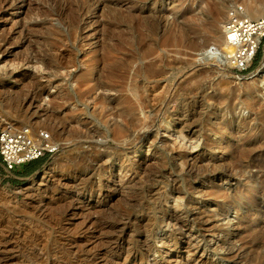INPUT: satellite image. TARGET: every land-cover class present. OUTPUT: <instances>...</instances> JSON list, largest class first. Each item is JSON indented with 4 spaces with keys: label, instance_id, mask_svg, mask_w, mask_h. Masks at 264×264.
<instances>
[{
    "label": "rangeland",
    "instance_id": "1",
    "mask_svg": "<svg viewBox=\"0 0 264 264\" xmlns=\"http://www.w3.org/2000/svg\"><path fill=\"white\" fill-rule=\"evenodd\" d=\"M18 1L24 2L23 8L14 12L11 5L8 16L16 13L12 18L18 21L19 28L16 25V32L11 37L8 34L10 25L8 29L3 27L6 32H0L6 33L3 35L9 41L4 49L14 52L7 54L3 49L4 52L0 54V75L4 77L0 81V119L6 120L7 124L12 122L16 126L29 125L47 130L63 148L57 156L45 157L47 159L30 176L18 175V172H23L24 166L8 172L0 164V264H117L120 253H117V249L112 253L109 250L110 246L114 248L116 242L122 244V264H154V260L166 263L170 255L163 254L166 247L161 240L168 238L172 225L159 216V203L165 208L178 210L184 217L183 230L176 233H183L186 239L195 242L199 246V255L216 259L217 264H245L242 258L231 260L220 240L223 232L211 230L213 224H225L228 219L216 217L206 224L196 222L195 225L191 216L196 215L199 209L186 206L187 200L192 202L190 199H195L192 203L198 202L199 207H204L207 217L209 212L218 214L215 201L203 203L198 196L201 191L205 193L206 189L208 191L210 187L218 186L216 169L222 153L219 147L234 146L245 138L258 145L260 139H264V88L258 83L252 84L249 76L237 79L232 70L228 69L229 73H225L214 63L203 61L200 47L204 41L189 31L190 19L183 16L192 11L202 16L208 8L215 6L224 11L229 0ZM238 4L243 8L241 2ZM154 14L162 17V23L157 26L150 22ZM74 17L79 18L76 30L71 28ZM18 33L22 35L19 37ZM27 33L30 43L22 40ZM106 51L115 61L110 73L118 91H90L89 82H85L88 79L82 78L96 77L99 69L85 71L81 64L102 57ZM149 62L157 64L156 69L160 74L158 92L163 96L157 92L161 97L150 100L148 93H145L143 98L147 100V108L144 112L129 113L134 124H141L139 130L128 134L127 139L124 138L126 141L120 140L112 128L115 121L121 122L115 112H120L123 106L134 105L132 95L127 90L136 83L137 78L139 80L141 63ZM259 67L260 61L256 62L252 72ZM23 72L33 73L34 81L20 83L17 79ZM139 83L142 87H148L145 81L139 80ZM7 86L13 90L11 93ZM38 96H41L40 100L36 99ZM97 100L104 106L97 104ZM32 102L36 105L30 108ZM38 103L42 107L48 105L54 108L52 122L35 114L34 106ZM108 115L109 122L106 121ZM58 126L68 128L63 133ZM250 127L252 130L254 128L253 132ZM218 128L230 130L234 133L233 137L214 134ZM119 144L121 147H118ZM120 152L127 155L129 163L122 162L124 159L120 158ZM105 161V169L99 172ZM192 164L195 165L192 167ZM50 168L55 169L51 170L52 176H49L50 185L42 187V175ZM257 172V168L246 170L245 176L250 175L247 180L246 177L241 178L242 182H248L250 176H258ZM74 184L79 187L65 191V186ZM99 184L105 188L99 190ZM223 187L226 191L236 190V187L240 188V183L232 179L224 182ZM99 191L105 193L104 204H98ZM77 197H92L93 203L84 206L77 204ZM251 197L263 201L260 207L264 209V197L259 190L246 196V200L249 201ZM178 199L183 200L178 202ZM241 206L243 211H253L257 207L246 203ZM187 209L191 212L190 217H186ZM234 214L230 215L232 226L227 227L226 231L232 233L229 241L235 243L237 238L238 243L243 228L233 232V225L241 219ZM85 217L87 220H97V228L106 226L108 229L104 232L108 236L100 237L97 230L84 227V220L87 222ZM254 219H250V224L254 226L253 229L259 230L258 227L264 225V214ZM209 225L211 229L206 228ZM98 236L106 239L101 242ZM111 238H116V241L113 242ZM145 241L151 245L149 257L143 253L147 250L143 247ZM182 250H175L174 253L184 257L186 254ZM127 252L131 257L125 262ZM137 255V262H128Z\"/></svg>",
    "mask_w": 264,
    "mask_h": 264
},
{
    "label": "bare ground",
    "instance_id": "2",
    "mask_svg": "<svg viewBox=\"0 0 264 264\" xmlns=\"http://www.w3.org/2000/svg\"><path fill=\"white\" fill-rule=\"evenodd\" d=\"M25 1V0H24ZM54 1V0H53ZM88 2H91V0H88ZM238 2H241V4L243 5V10H244V14L253 19V20H258V19H264V0H229L228 3H226L227 5L224 6V11L222 9H220L218 6H213L214 8L210 7L208 5V7H210L211 9L208 8L207 11H205V14H203L202 16L201 15H196L195 12H190V13H185L183 16L185 18H189V25H190V32H192V34H197L199 36V39L202 38L201 40L204 41L203 44L201 42V47H200V56H201V59L203 61H205L206 63L207 62H212L214 63L216 67H218V69H222L225 73L228 72L229 73V70L228 69H232L231 67V62H230V57H231V49L228 45V42H227V39H226V34H225V24H226V21L229 17V14L231 11H233L235 8L238 7ZM15 3V4H14ZM23 4L24 2H20L18 0H0V32H6L4 31V28L3 27H7L8 25H10L9 27V35L10 37L16 32V25L18 23V21H16L15 19L12 18V16L16 13H13L12 15H10V17L8 16V11H9V8H11L13 6V8L15 9V11H17L18 9H21L23 8ZM12 5V6H11ZM217 5V4H216ZM223 6V5H222ZM202 10V9H201ZM82 11V10H81ZM86 11V9L84 10ZM63 12V11H62ZM81 13V12H80ZM87 13V12H86ZM84 13V15L86 14ZM204 13V11L202 12ZM62 14V13H61ZM79 15V14H78ZM82 15V16H84ZM157 15V14H156ZM81 16V15H80ZM154 17L151 18V24L153 25H158L160 23H162L160 20L162 17H159V16H155V14L153 15ZM161 16V15H160ZM211 16V17H209ZM151 17V16H150ZM149 17V18H150ZM19 20V19H18ZM163 20V19H162ZM211 20V21H210ZM21 22V21H20ZM144 22V21H143ZM148 25L150 23L146 22ZM21 24V23H20ZM78 26H79V18L77 17H74L72 22H71V28H73V30L76 28L78 29ZM18 27V25H17ZM19 28V27H18ZM85 28V27H84ZM156 27H154L153 29H155ZM8 29V27H7ZM25 29V28H24ZM151 29V27H150ZM19 30V29H17ZM154 31V30H151V32ZM19 32V31H18ZM21 32V31H20ZM4 33L0 34V54L1 52L3 51L4 49V46L6 45V42L8 41V39L3 35ZM7 34V35H8ZM193 34V35H194ZM17 35V33H16ZM19 37L22 35L21 33H18ZM18 40V39H17ZM22 40H25L24 42L26 43H30L31 40H30V35L27 33L24 37V39ZM198 40V39H197ZM9 42V41H8ZM197 42V41H196ZM200 43V42H199ZM198 43V44H199ZM21 44V43H20ZM9 45V44H8ZM18 45V44H17ZM24 45V44H22ZM197 45V44H196ZM195 45V46H196ZM200 46V45H199ZM199 46H196V47H199ZM20 47V46H19ZM199 49V48H198ZM4 51L7 52V54H13L14 52L13 51H8V50H5ZM3 51V52H4ZM2 52V53H3ZM5 55V54H4ZM3 57V56H2ZM7 59V58H6ZM158 63V61H157ZM115 64V61L114 59H111L109 57V54L108 52L106 51V53L103 54L102 57L100 58H92L91 60L89 61H83V63L81 64V67L83 66L84 70H89V69H99V72L97 73L98 75H96V77H83L82 79H88V80H85L89 82L88 84V89L89 87L90 88V91H95V90H101V89H107L109 91H114V92H117L118 89L116 88L115 86V83L113 82L112 80V77L113 75L110 73V69H112V65ZM142 65L139 66V70H138V75H139V80H142L145 81L146 83H148V87L144 86L142 87L141 83H139V80L136 76V83L132 84V86L129 88V90H127L128 92H130V94L132 95L131 97V100L133 101L134 105H128V106H123L121 108V110H119L120 112L117 111V113L115 112V116L117 117V119L119 118L120 119V123H118V121H115L114 124H112L114 127H112L114 129V132L113 130L111 132H114L116 137L118 136V139L120 140H124L126 141L124 138H126V136L128 134H131V133H134L136 132L137 130H139V125L135 124L132 122V120L129 118V113L133 112L134 111H141V112H144V109L147 108V106H145V104L147 103V100L145 98L146 101H144V98L145 97V93H148V97L147 98H151L150 100H152V98H155L156 96H158L157 94L160 93L158 92L160 89L158 87V84H159V81L158 79L160 78V74L158 73L159 71H157L156 67H157V64L154 62H149V64H144V63H141ZM144 64V65H143ZM162 64V63H161ZM223 67V68H221ZM158 68V67H157ZM107 70V73L106 71ZM221 70V71H222ZM224 73V74H225ZM162 74V73H161ZM163 75V74H162ZM5 76V75H4ZM249 79L252 80V84H260L262 85V87L264 88V70L259 67L258 69H256L254 72H252L250 75H249ZM3 75H0V81L3 79ZM35 79V75L33 73H27V72H23L21 73V75L19 76V78L17 80H19V82L23 81L25 82V84H27L26 82H30L31 80ZM6 81V80H5ZM34 81V80H33ZM81 81V80H80ZM4 82V81H3ZM20 82V83H21ZM83 82V81H82ZM24 84V83H23ZM35 84V83H34ZM14 85V84H13ZM32 85V84H31ZM81 85V84H80ZM86 85V84H85ZM150 85V86H149ZM26 86V85H24ZM41 86V85H40ZM79 86V85H78ZM160 86V85H159ZM85 87V86H84ZM7 90L10 91V93L13 91H11V88L10 87H6ZM162 88V87H161ZM4 89V88H3ZM81 89V87H80ZM5 90V89H4ZM2 91V92H5V91ZM182 90V89H181ZM1 91V90H0ZM8 91V92H9ZM98 92V91H97ZM106 92V90L104 91ZM102 92L101 95L104 93ZM108 92V91H107ZM158 92V93H157ZM6 93V92H5ZM157 93V94H156ZM9 94V93H8ZM109 94V93H107ZM161 94V93H160ZM159 94V95H160ZM249 94V93H248ZM247 94V95H248ZM40 95V94H39ZM105 95V94H104ZM162 95V94H161ZM158 96V97H161ZM96 96V95H95ZM94 96V97H95ZM106 96V95H105ZM108 96V95H107ZM163 96V95H162ZM40 97L41 96H38L36 99H39L40 100ZM93 97V98H94ZM98 97V96H97ZM103 97V96H102ZM248 97V96H247ZM32 98V97H31ZM92 98V100H94ZM101 98V97H100ZM99 98V99H100ZM104 98V97H103ZM103 98L101 99V101L103 100ZM107 100V98H105ZM38 100V101H39ZM42 100V99H41ZM110 100V99H109ZM248 100V99H247ZM98 101V100H97ZM100 101V100H99ZM99 101L97 102V104H100ZM159 101V99H158ZM103 102V101H102ZM112 102V101H111ZM150 102V101H149ZM152 102V101H151ZM250 102V99L249 101ZM95 103V102H94ZM93 103V104H94ZM131 103V102H130ZM153 103H154V100H153ZM151 104V105H154V104ZM158 103V102H157ZM97 104L95 103V105L97 106ZM112 104V103H111ZM129 104V103H128ZM250 104V103H249ZM27 105V104H26ZM33 105H36L34 104L33 102L29 105L30 108H33ZM94 105V107H95ZM101 106H104V104H100ZM108 105V104H107ZM110 105V104H109ZM153 107V106H151ZM238 107V106H237ZM23 108V107H22ZM27 108V107H26ZM35 114L38 115L39 118H45L44 120H46L47 122L51 121L52 122V119L55 115L54 112H52V109L54 108H50L48 105H46V107H42L41 105H38L35 107ZM103 108V107H101ZM106 108V107H105ZM104 108V109H105ZM109 108V107H108ZM120 108V107H119ZM243 108V107H242ZM25 109V108H24ZM29 108H27L26 111H28ZM97 109V107H96ZM103 109V110H104ZM156 109V108H155ZM245 109V108H244ZM113 110V109H112ZM116 110V109H115ZM114 110V111H115ZM148 110V109H147ZM25 111V110H24ZM111 112V111H109ZM254 112H256L254 110ZM110 116H111V113H109ZM29 115V114H28ZM27 115V116H28ZM131 115V114H130ZM30 116V115H29ZM114 116V115H113ZM114 116V117H115ZM147 116V115H145ZM31 117V116H30ZM253 117V116H252ZM108 120L106 119V121L109 122V115H108ZM145 118H148L145 117ZM237 119V118H236ZM43 120V119H42ZM254 120V119H253ZM111 121H114V120H111ZM235 121V120H234ZM0 122L2 123V127L5 126L7 123L6 120H2L0 119ZM107 122V123H108ZM9 123V122H8ZM38 123V122H37ZM54 123V121H53ZM106 123V124H107ZM112 123V122H111ZM110 123V124H111ZM241 123V122H240ZM47 124V123H46ZM9 125H12V122L11 124L9 123ZM15 125V124H13ZM16 126V125H15ZM50 126V125H49ZM53 126V125H52ZM111 126V125H110ZM241 126V125H240ZM245 127V126H244ZM58 128H60L58 126ZM68 128V127H67ZM66 127H62L60 128L61 130L60 131H63V133L66 131L67 129ZM111 128V129H112ZM228 128V127H226ZM251 128V127H250ZM116 129V130H115ZM230 129V128H228ZM228 129H225V128H218V131L214 134H220L221 137H224V136H232V134L234 133H231L230 130ZM250 130V129H249ZM252 130V128H251ZM254 130V128H253ZM252 130V132H253ZM59 132V130H58ZM237 132V131H236ZM137 133V132H136ZM57 134V133H56ZM59 134V133H58ZM240 134V133H238ZM113 135V134H112ZM111 135V136H112ZM262 135V134H261ZM114 136V135H113ZM240 136V135H239ZM254 136V135H252ZM60 137V136H59ZM108 137V136H107ZM106 137V139H107ZM238 137V136H237ZM242 137V136H241ZM256 137V136H255ZM261 138V136H259ZM113 138V137H112ZM115 138V136H114ZM236 138V136L234 137ZM258 138V137H257ZM127 139V138H126ZM212 139V138H211ZM243 139V138H242ZM248 138H245V140L243 141H238L239 143L238 144H235L234 146H228V147H219L222 151L219 159H218V164H217V169H216V173H218V177H219V180L218 183V186L217 187H210V189L208 191L205 190V193L203 194L202 191H201V194L200 196H198V199L200 198V200L204 203L205 201H215L216 202V207H217V211L218 214H210L211 212H209V217L206 216V209L204 207H199V204H197L196 202L195 203H192L195 199H190V201L192 202H187L188 204H186L187 207H194V208H197L199 209V213L197 212L196 215L194 216H191L193 217V220H194V224L196 225V222L198 224H206L208 221L210 220H214V218L216 217H223L225 219H228V222H226L225 224H216L211 226L209 225V227L206 226V228H210V226L212 227V231L213 230H219V231H222L224 234L222 239H220L222 241V246H224L223 248L225 249V251H227V253L230 255V259L231 260H236L237 258H242V262H244L245 264H264V225L263 226H259V230H255L253 229L254 226H252L250 224V219L252 218H259L260 215L263 213L264 214V209L261 206V204L263 203V201L257 199V198H250L249 201L246 200V196L249 197V194H254L257 192V190L260 191V194L263 195L264 197V139H260V141L258 142L259 144L258 145H254L252 144L250 141L246 140ZM116 140V138H115ZM140 140V138L138 139ZM239 140V139H238ZM241 140V139H240ZM256 140V139H255ZM125 143V142H124ZM122 144V143H121ZM120 145V144H119ZM233 145V144H232ZM133 146V145H132ZM131 146V147H132ZM118 147H121L118 146ZM116 147V149L118 148ZM128 147V146H127ZM135 147V146H134ZM177 148V147H176ZM120 149V148H119ZM218 150V151H219ZM124 151V150H123ZM205 151V150H203ZM139 152V151H138ZM187 153V152H186ZM140 154V153H139ZM138 154V155H139ZM180 154V152H178V155ZM189 155V154H188ZM202 155V154H201ZM186 156V154H185ZM184 156V157H185ZM203 156V155H202ZM183 157V158H184ZM120 158L121 159H124L122 160L126 162L129 161V159H127V155L124 153V152H120ZM138 159V158H136ZM188 159V158H187ZM135 160V159H134ZM208 160V159H207ZM108 161V160H107ZM121 161V160H119ZM142 161V160H141ZM185 161V160H184ZM209 161V160H208ZM135 162V161H134ZM137 162V161H136ZM203 162V160H202ZM211 162V161H210ZM129 163V162H128ZM188 163V161H187ZM100 164H103L102 162H100ZM105 164H106V161L104 162V165H101L100 168H99V172L104 170L105 168ZM135 164V163H134ZM184 164V163H183ZM186 164V163H185ZM197 164V162H196ZM210 164V163H209ZM209 164L207 166H209ZM215 164V165H216ZM131 165V164H130ZM193 165L195 164H192V167ZM52 166V165H50ZM54 166V165H53ZM52 166V167H53ZM98 166V165H97ZM125 166V164H124ZM203 165H201L202 167ZM206 166V167H207ZM62 167V166H61ZM107 167V166H106ZM109 167V166H108ZM131 167V166H130ZM191 168V166H188ZM195 167V166H194ZM213 167V166H212ZM128 168V167H127ZM200 168V167H199ZM214 168V167H213ZM211 168V169H213ZM252 168H257L258 170V176L256 177H251V180L250 177H249V181L246 183H243L241 180V178H245L246 176V170H249V169H252ZM55 170L54 168H50V169H47L45 171V173L42 175L43 179H41V185L42 187H48L50 185V178L49 176L52 174V171L51 170ZM196 169V167H195ZM202 169V168H201ZM204 169V168H203ZM95 170H96V167H95ZM110 170V169H109ZM191 170V169H190ZM206 170V169H205ZM209 170V169H208ZM215 170V169H214ZM189 171V170H188ZM203 171V170H202ZM210 171V170H209ZM245 171V172H244ZM97 172V171H96ZM107 172V171H106ZM192 172V171H191ZM206 172V171H205ZM211 172V171H210ZM249 172V171H248ZM98 173V172H97ZM204 173V172H203ZM208 173V172H207ZM213 173V172H211ZM245 173V174H244ZM109 174V173H108ZM217 175V174H215ZM248 175H250L248 173ZM248 175L247 177L245 178L247 180L248 178ZM256 175V174H255ZM52 176V175H51ZM260 176V177H259ZM210 178V177H209ZM207 179V178H206ZM232 179H235L237 181V183L239 184L240 183V188L236 187L237 189L236 190H224L223 188V185H224V182H228L229 180H232ZM52 180V179H51ZM81 181V180H80ZM204 181V180H203ZM205 182H207L205 180ZM227 184V183H226ZM236 184V183H235ZM100 185V184H99ZM212 185V184H211ZM98 186V185H97ZM193 186V185H192ZM216 186V185H215ZM237 186V185H236ZM65 191L68 192V191H71V189H77L79 187V185L77 184H74L72 186H65ZM103 187L104 186H101L99 187V190H103ZM108 187V186H107ZM105 188V187H104ZM234 188V187H233ZM110 189V188H109ZM97 190V188H96ZM198 190V189H197ZM64 191V192H65ZM100 193V196H99V202L98 204L102 203L103 202V198H105V193L103 191H99ZM195 192V191H194ZM98 193V192H97ZM95 193V194H97ZM102 193H104L102 195ZM197 193V192H196ZM259 193V192H258ZM182 194V193H181ZM193 194V193H192ZM197 195V194H196ZM81 197V196H80ZM184 197V196H183ZM254 197V196H253ZM262 197V196H261ZM180 199V198H179ZM178 199V202L183 200H179ZM196 199V200H198ZM262 199V198H261ZM66 200V199H65ZM64 200V201H65ZM74 200V199H73ZM177 200V199H176ZM175 200V202H177ZM77 204H92L93 203V199L92 197L91 198H82V199H77L75 200ZM74 201V202H75ZM154 201V200H153ZM156 201V200H155ZM200 201V202H201ZM164 203V202H163ZM170 203V202H169ZM168 203V204H169ZM246 205L248 204H255V206L257 205V207L252 211V210H249L247 209V211H243V208H242V204H245ZM76 204V205H77ZM104 204V203H102ZM158 203H155V205H157ZM178 204H181V203H178ZM167 205V204H165ZM175 205V204H173ZM172 205V207H173ZM159 208H160V215L159 216H162V219L163 221L166 219L167 221L170 222V224L172 225V232H168V238H164L165 240H161L162 244L164 247H166L165 251H164V255L168 256L170 255V259L166 262V263H158L156 260H154V264H172V262H179V264H217V260L216 259H209V258H206V256H204V254L202 255H199L198 253V250H199V246H197V244H194L191 239H186L184 234L183 233H176V231H182L183 230V227H184V217L178 212V210H173L172 209H168V208H165L163 205H160V203L157 205ZM180 206V205H178ZM75 207V206H74ZM175 207V206H174ZM208 207V206H207ZM206 207V208H207ZM215 207V206H214ZM84 208V207H83ZM83 208H81V210H84ZM211 208V207H210ZM249 208V207H248ZM254 208V207H253ZM158 209V208H157ZM156 209V210H157ZM178 209V208H177ZM183 210V209H182ZM213 211V212H215ZM182 212V211H181ZM194 212H196L194 210ZM235 212L236 215H238L241 219L239 220L238 224L236 225H233V232L237 231L240 227L243 228V230L241 231V233H239L241 235V237L239 238V242L240 243V246L236 245L235 243H237L236 241L238 240L237 238L235 239V243L234 241L231 242L229 241L230 238L232 237V233L231 234H228V232L226 231L227 230V227H230L232 226V220L230 218V215H232V213ZM98 213V212H97ZM190 210L187 209L186 210V217H190ZM216 213V212H215ZM183 214V215H185ZM195 214V213H194ZM234 214V215H235ZM211 215V216H210ZM263 216V215H262ZM88 217V216H86ZM86 221L84 220V227H87L90 228H93L95 231L97 230L99 232V235L100 237H107L108 234L104 232L105 229H108L106 226L103 227L101 226V228H97L98 224H96L97 220L93 221V219H89L87 220L88 218H86ZM128 217V216H127ZM185 217V218H186ZM232 217V216H231ZM237 217V216H236ZM149 218V217H148ZM153 219V218H152ZM254 219V220H255ZM125 220V219H124ZM127 220V219H126ZM137 220V223L138 222V218L136 219ZM151 220V218H150ZM161 220V219H160ZM121 220H119L118 222H120ZM162 221V220H161ZM226 221V220H225ZM235 221V220H233ZM165 222V221H164ZM211 222V221H210ZM218 223V221H216ZM157 223H159V220L157 221ZM223 223V222H222ZM234 223V222H233ZM106 225V224H105ZM117 225V224H116ZM122 225V224H121ZM125 224H123L122 226H124ZM193 225V224H192ZM255 225V224H254ZM262 225V224H260ZM112 226V225H111ZM114 226V225H113ZM126 226V225H125ZM96 229H95V228ZM193 227V226H192ZM256 227V226H255ZM110 228V227H109ZM114 228V227H113ZM124 228V227H123ZM257 228V229H258ZM88 229V230H89ZM129 229V228H128ZM200 229V228H199ZM115 230V229H114ZM208 230V229H207ZM128 231V230H127ZM159 231V230H158ZM162 231V230H161ZM201 231V230H200ZM211 231V232H212ZM214 231V232H215ZM166 232V231H165ZM115 233V232H114ZM161 233V232H159ZM204 233V232H203ZM217 233V232H216ZM214 233V234H216ZM238 233V232H237ZM107 234V235H106ZM143 234V233H142ZM147 234V233H146ZM206 234V233H205ZM211 234V233H210ZM234 234V233H233ZM141 235V234H140ZM145 235V233H144ZM158 235V233H157ZM204 235V234H203ZM166 236V235H165ZM218 236V235H217ZM220 236V235H219ZM236 236V235H235ZM99 237V236H98ZM99 237V238H100ZM113 237V236H112ZM156 237V236H155ZM206 237V236H205ZM209 237V236H208ZM160 238V237H159ZM104 239L106 238H100L99 240L101 241H104ZM113 239V242L116 241V238L114 240V238H111ZM137 239V238H136ZM208 239V238H206ZM233 239V238H232ZM219 240V241H220ZM101 241V242H102ZM118 241V240H117ZM123 241V240H122ZM139 241V239H138ZM156 241V240H155ZM100 242V243H101ZM111 242V240H110ZM113 242H111L113 244ZM119 242V241H118ZM216 242V241H215ZM117 243V242H116ZM115 244L114 248L113 247H109V250H110V253H112V251H117V253L119 252L120 254H118V260L116 261L117 264H122L120 262L122 260V244L119 245L117 243V245ZM237 243V244H238ZM99 244V243H98ZM139 244V243H138ZM150 243L145 241L143 243V247L144 248H147V250L143 253H146V256L148 255L149 257V254L152 252L151 250V245H149ZM199 244V243H198ZM216 244V243H215ZM220 245V243H218ZM217 244V245H218ZM111 245V244H110ZM129 245V244H128ZM131 245V243H130ZM113 246V245H112ZM215 246V245H214ZM153 247V246H152ZM212 247V246H210ZM124 248V247H123ZM142 248V247H141ZM155 249V248H154ZM179 249H184L182 251L185 252V256L184 257H181V255H177L174 253L175 250H179ZM204 249V248H202ZM215 249V248H214ZM145 250V249H144ZM143 250V251H144ZM159 250V249H158ZM164 250V249H163ZM162 250V251H163ZM115 251V252H116ZM129 251V250H128ZM130 251H131V248H130ZM125 252V251H124ZM158 252V251H157ZM114 253V252H113ZM116 253V254H117ZM128 253V252H127ZM126 253V255H127ZM132 253V251H131ZM178 253V252H177ZM202 253V252H201ZM130 253H128V257H124L125 258V262L127 261V259H129L131 257V255H129ZM161 255V254H160ZM125 256V255H124ZM153 256V255H152ZM151 256V257H152ZM163 256V255H162ZM147 257V258H148ZM164 257V256H163ZM209 257V256H208ZM213 257V256H212ZM225 257V256H224ZM145 258V256H144ZM226 258H229L226 257ZM143 259V258H142ZM134 261V262H137L138 261V255L135 256V257H132L129 261ZM163 260V259H162ZM220 260V259H219ZM239 260V259H238ZM236 260V261H238ZM241 260V259H240ZM131 261V262H132ZM120 262V263H119ZM163 262V261H162ZM241 262V261H240ZM109 264V263H108ZM112 264H116V263H112ZM125 264V263H124Z\"/></svg>",
    "mask_w": 264,
    "mask_h": 264
},
{
    "label": "built area",
    "instance_id": "3",
    "mask_svg": "<svg viewBox=\"0 0 264 264\" xmlns=\"http://www.w3.org/2000/svg\"><path fill=\"white\" fill-rule=\"evenodd\" d=\"M225 34L231 49L232 73L237 79L248 77L260 61L264 70V19L253 20L242 7L230 12ZM63 148L47 130L31 126H0V164L15 171L45 157L57 156Z\"/></svg>",
    "mask_w": 264,
    "mask_h": 264
},
{
    "label": "trees",
    "instance_id": "4",
    "mask_svg": "<svg viewBox=\"0 0 264 264\" xmlns=\"http://www.w3.org/2000/svg\"><path fill=\"white\" fill-rule=\"evenodd\" d=\"M47 158H43L37 161H34L26 166L23 167V172H18V175L21 177H25V176H30L33 173H35L38 168L43 164V162L46 160Z\"/></svg>",
    "mask_w": 264,
    "mask_h": 264
}]
</instances>
